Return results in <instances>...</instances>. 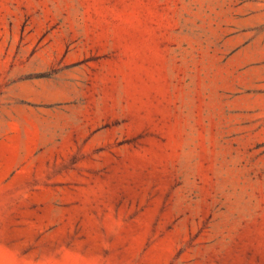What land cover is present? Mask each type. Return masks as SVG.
Masks as SVG:
<instances>
[{"label":"rangeland","instance_id":"374dc122","mask_svg":"<svg viewBox=\"0 0 264 264\" xmlns=\"http://www.w3.org/2000/svg\"><path fill=\"white\" fill-rule=\"evenodd\" d=\"M0 264H264V0H0Z\"/></svg>","mask_w":264,"mask_h":264}]
</instances>
